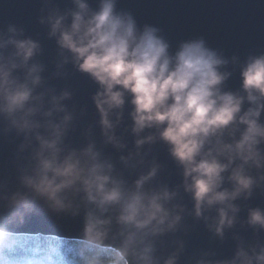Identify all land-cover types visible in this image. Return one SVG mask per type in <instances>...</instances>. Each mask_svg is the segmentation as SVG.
Segmentation results:
<instances>
[{"label": "clouds", "instance_id": "clouds-1", "mask_svg": "<svg viewBox=\"0 0 264 264\" xmlns=\"http://www.w3.org/2000/svg\"><path fill=\"white\" fill-rule=\"evenodd\" d=\"M42 2L51 6L41 9L38 23L46 26L59 57L53 75L71 64L97 86L91 100L102 145L127 147L116 134L127 103L131 123L125 130L133 150L119 162L126 169L143 165L148 150L141 149L159 141L181 181L172 189L153 184L161 169L153 159L128 183L90 139V129L83 146L66 144L74 115L62 101L72 93L56 95L44 87V66L35 59L40 42L9 23L0 32V135L20 137L16 152L27 155L18 169L23 191L0 197V251L14 245L9 225L22 224L37 211V201L52 214L78 215L83 207L76 264H177L183 243L161 260L156 239L175 233L188 215L220 239L238 222L264 232V208H247L239 221L236 203L264 186V52L241 62L202 37L180 41L173 50L159 28L138 26L130 12L118 10V0H96L95 8L89 0H70L64 10L52 0ZM236 69L239 87L227 89ZM180 189L190 210L175 202ZM113 224L118 243H105ZM195 264H264V244L238 242L230 259Z\"/></svg>", "mask_w": 264, "mask_h": 264}, {"label": "water", "instance_id": "water-1", "mask_svg": "<svg viewBox=\"0 0 264 264\" xmlns=\"http://www.w3.org/2000/svg\"><path fill=\"white\" fill-rule=\"evenodd\" d=\"M52 3L61 10L71 7L70 0H52ZM89 3L93 8L96 7V0H89ZM50 6L44 5L42 0H0V32L12 23L23 28L24 36L38 40L41 53L35 59L44 66L41 73L45 81L44 87L54 90L56 95L65 89L72 93L70 99L62 101L74 115L65 143L76 148L83 146L87 142L83 133L90 129V139L96 142L97 148L105 156L111 158L116 171L128 183L136 178L139 171L146 168L148 162L155 159L161 169L153 184L166 183L170 189L177 187L181 181L179 169L168 156L166 146L159 141L141 149V153L148 150L143 165L137 164L135 169H126L119 162L120 155H127L133 150V137L125 130L131 123L127 115L130 110L127 103L124 118L116 129V134L123 137L127 147L117 151L111 145H102L100 129L96 124L98 116L91 100L97 86L86 75L76 72L71 64L64 66L63 75H53L57 71L56 62L59 59L55 41L47 37L46 26L38 23V17L45 14ZM42 8L45 12H41ZM117 9L130 12L138 26L149 24L159 28L160 34L169 41L173 50L180 41L202 37L210 47L228 57L238 56L241 62L247 55L264 52V0H118ZM225 87L232 90L239 87L238 69L233 71ZM261 121H264V113L261 114ZM20 140V137H15L12 133L7 136L0 135V197L17 190L23 191L18 181V169L26 164L24 157L27 152H16ZM175 202L182 203L188 210L192 207L189 196L182 189ZM3 203L0 199V215L4 214ZM236 203L241 207L238 220L243 221L247 208H264V186L254 190L249 200H238ZM36 209V212L25 217L22 224L9 225V230L13 234H42L80 239L83 207L78 215L52 214L42 210L37 201ZM181 223V228L175 233L156 239V255L161 260L175 250L178 241L183 243V250L178 256L177 264H195L198 259H230L238 242H242L245 247L264 244V232L254 233L240 222L226 230L223 239L212 235L203 221L195 220L190 215L185 216ZM115 230L113 224L109 239L105 243H118V239H112ZM205 253L208 255H204Z\"/></svg>", "mask_w": 264, "mask_h": 264}, {"label": "trees", "instance_id": "trees-1", "mask_svg": "<svg viewBox=\"0 0 264 264\" xmlns=\"http://www.w3.org/2000/svg\"><path fill=\"white\" fill-rule=\"evenodd\" d=\"M79 242L42 234H14V245L0 251V264H76L74 253Z\"/></svg>", "mask_w": 264, "mask_h": 264}]
</instances>
